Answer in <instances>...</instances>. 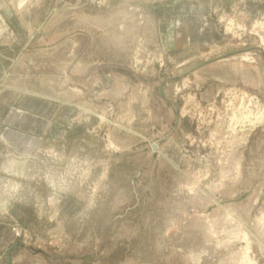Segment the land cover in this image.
<instances>
[{
    "label": "rangeland",
    "instance_id": "rangeland-1",
    "mask_svg": "<svg viewBox=\"0 0 264 264\" xmlns=\"http://www.w3.org/2000/svg\"><path fill=\"white\" fill-rule=\"evenodd\" d=\"M232 1L177 50L182 0H0V121H47L0 143V264H264V13Z\"/></svg>",
    "mask_w": 264,
    "mask_h": 264
},
{
    "label": "crops",
    "instance_id": "crops-1",
    "mask_svg": "<svg viewBox=\"0 0 264 264\" xmlns=\"http://www.w3.org/2000/svg\"><path fill=\"white\" fill-rule=\"evenodd\" d=\"M244 2L245 10L249 15L264 13V2L255 0ZM232 3V0H225L220 6L217 0H182L178 2V9L174 14L171 10L167 11V16L173 18L168 32L173 35L176 32L186 35L182 38L186 44L182 47L179 45L177 50L205 44L216 45L221 40V35L214 18V7L227 10ZM191 4L193 6L188 7ZM46 122L32 112L23 110L12 112L0 121V143L14 154L32 152L36 149L42 132L46 129ZM14 240L15 235L12 228L0 223V250L9 247Z\"/></svg>",
    "mask_w": 264,
    "mask_h": 264
},
{
    "label": "water",
    "instance_id": "water-1",
    "mask_svg": "<svg viewBox=\"0 0 264 264\" xmlns=\"http://www.w3.org/2000/svg\"><path fill=\"white\" fill-rule=\"evenodd\" d=\"M162 96L164 97V93L162 92ZM152 148L155 152H158V145L157 144H153ZM12 251L13 249L10 250V255H9V264H12Z\"/></svg>",
    "mask_w": 264,
    "mask_h": 264
},
{
    "label": "bare ground",
    "instance_id": "bare-ground-1",
    "mask_svg": "<svg viewBox=\"0 0 264 264\" xmlns=\"http://www.w3.org/2000/svg\"><path fill=\"white\" fill-rule=\"evenodd\" d=\"M245 122V121H244ZM158 150H159V148H158ZM159 152V151H158Z\"/></svg>",
    "mask_w": 264,
    "mask_h": 264
}]
</instances>
